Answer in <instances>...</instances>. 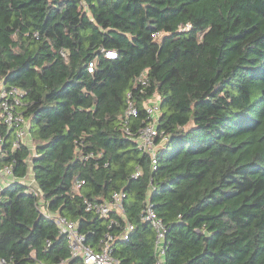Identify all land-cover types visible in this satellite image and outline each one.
Listing matches in <instances>:
<instances>
[{"label":"trees","instance_id":"obj_1","mask_svg":"<svg viewBox=\"0 0 264 264\" xmlns=\"http://www.w3.org/2000/svg\"><path fill=\"white\" fill-rule=\"evenodd\" d=\"M0 84L25 92L30 139L14 148L0 122V169L15 178L0 193L4 264H82L43 211L98 248L126 223L85 201L120 191L135 227L116 241L122 264H156L149 206L165 264H264V0H0ZM154 95L155 158L137 141Z\"/></svg>","mask_w":264,"mask_h":264},{"label":"built area","instance_id":"obj_2","mask_svg":"<svg viewBox=\"0 0 264 264\" xmlns=\"http://www.w3.org/2000/svg\"><path fill=\"white\" fill-rule=\"evenodd\" d=\"M190 28V25H187ZM116 53L108 52L107 56H115ZM93 64L91 63L88 70L92 71ZM138 82L142 86L148 85L146 75L143 74ZM25 92L17 87H6L4 84H0V122L6 125L9 129L16 127V140L13 144L14 148L20 147L22 143H28L29 139V122L23 114L19 111V108L23 105V97ZM145 108L149 116V123L147 126L140 129L137 135V141L140 149L148 152L153 158L156 156L158 145L156 138L158 136L157 124L160 118V99L154 95L146 103ZM139 108L129 95L128 106L121 117L125 131L127 134L131 133L127 127L129 119L138 115ZM166 138V137H165ZM2 142L3 138L0 133V155L2 154ZM154 163L156 161L154 160ZM156 169V166H154ZM139 173L135 175L137 177ZM15 178L12 176L11 167H4L0 169V193L5 185L13 182ZM27 181V180H25ZM35 181H30L28 184L33 188L35 195L39 196V189L33 184ZM36 184V183H35ZM81 184H76L75 188L79 189ZM126 199V193L123 191L115 192L110 200L104 202H91L86 200L87 211H93L100 217H106L115 213L120 215L125 221L126 225L124 229L119 230L117 235L106 234L104 238L98 243V248L87 244V237L80 230L78 221H72L66 217L58 214H53L44 210V214L53 218L61 234L67 236L69 247L71 250V258L80 259L82 264H122V262L114 256V248L116 241L121 239L126 241L129 239L130 233L134 230V225L127 222L124 200ZM143 220L149 223L156 233L155 250L157 261L156 264H165L166 253V226L163 220L157 215V213L149 206L143 213ZM113 225H117L116 220L112 222ZM0 264H4V260H0ZM58 264H70L69 260L61 261Z\"/></svg>","mask_w":264,"mask_h":264},{"label":"rangeland","instance_id":"obj_3","mask_svg":"<svg viewBox=\"0 0 264 264\" xmlns=\"http://www.w3.org/2000/svg\"><path fill=\"white\" fill-rule=\"evenodd\" d=\"M32 177V174L30 175ZM27 180H30L29 178ZM33 180V179H32ZM34 181V180H33ZM30 182V181H29ZM33 184L36 186V184L33 182Z\"/></svg>","mask_w":264,"mask_h":264},{"label":"clouds","instance_id":"obj_4","mask_svg":"<svg viewBox=\"0 0 264 264\" xmlns=\"http://www.w3.org/2000/svg\"><path fill=\"white\" fill-rule=\"evenodd\" d=\"M108 57V56H107Z\"/></svg>","mask_w":264,"mask_h":264}]
</instances>
